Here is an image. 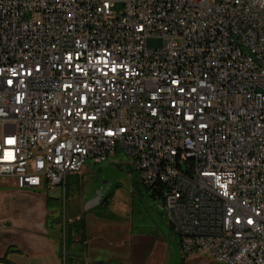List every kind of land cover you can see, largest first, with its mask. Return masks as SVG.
Segmentation results:
<instances>
[{
    "label": "built area",
    "instance_id": "built-area-1",
    "mask_svg": "<svg viewBox=\"0 0 264 264\" xmlns=\"http://www.w3.org/2000/svg\"><path fill=\"white\" fill-rule=\"evenodd\" d=\"M118 148L183 256L264 264V0H0V180Z\"/></svg>",
    "mask_w": 264,
    "mask_h": 264
},
{
    "label": "rangeland",
    "instance_id": "rangeland-1",
    "mask_svg": "<svg viewBox=\"0 0 264 264\" xmlns=\"http://www.w3.org/2000/svg\"><path fill=\"white\" fill-rule=\"evenodd\" d=\"M121 9L120 3L114 6L117 13ZM163 44L164 38L161 36L147 40L149 48H160ZM127 160L129 158L125 151L118 148L108 161L94 164L88 160L82 172L68 176L67 186L33 189L6 185L3 190L12 192V195L0 200V218L11 216L21 231L40 228L47 213L46 196H50V208L59 210L63 228L66 221L70 224L85 217L89 229H93L90 232L94 237L101 236L103 241H107L105 237H108V242H112L114 248L123 246L124 251L120 253L115 249L98 250L95 252V260L105 264H143L147 260V264H153L160 256V249H156L155 243L167 237L168 241L176 245L178 238L173 231L168 234L164 232L168 219L166 211L160 200L145 190L138 172L132 166L125 171L120 169L118 163ZM4 180L10 181L8 178ZM105 181L109 182L105 184L106 187L109 185L107 196L110 194L107 203L86 209L90 201L97 197ZM173 252L171 250L169 253V264H224L209 254L182 255L185 258L183 261L177 253L175 260Z\"/></svg>",
    "mask_w": 264,
    "mask_h": 264
},
{
    "label": "crops",
    "instance_id": "crops-1",
    "mask_svg": "<svg viewBox=\"0 0 264 264\" xmlns=\"http://www.w3.org/2000/svg\"><path fill=\"white\" fill-rule=\"evenodd\" d=\"M6 185L16 187L13 180L6 181L1 179L0 200L12 195V192L3 190ZM47 197L51 198L50 196ZM46 207L45 221L41 223L40 228L32 227L21 231L18 225L13 222L11 216L0 218V258H6L10 262H0V264H80V261L81 264H93L94 262L96 264H105L95 260L96 251L102 249H115L119 253L124 251L121 245L114 248V244L108 242V237H105L107 241H103L101 236L94 237L93 233L90 232L93 229H89V223H86L84 228L85 241H81V234L77 233L75 238L70 241L71 245L69 242L67 247V238L64 230L67 221L63 228L60 214H58L59 210L48 208L47 204ZM164 230L166 234L172 231L168 219L166 225H164ZM166 238H161L160 242L155 243L156 249L158 247L160 249V256L153 264H169V253L171 250L175 251L176 257L177 253L182 256L178 239L175 245ZM70 246L72 250L69 248ZM68 250L71 251L70 254ZM147 263L148 261L146 260L143 264Z\"/></svg>",
    "mask_w": 264,
    "mask_h": 264
},
{
    "label": "trees",
    "instance_id": "trees-1",
    "mask_svg": "<svg viewBox=\"0 0 264 264\" xmlns=\"http://www.w3.org/2000/svg\"><path fill=\"white\" fill-rule=\"evenodd\" d=\"M65 186H67V182H66V185ZM145 190L148 192L147 189H145ZM150 195L153 198L157 199L154 194H150ZM109 197H110V194L103 200V202L101 203V205L106 204ZM47 202H48V205L47 206H48V208H50L51 207L50 198L47 199ZM85 224H86V221L84 220V218H81L79 220H76L74 222H71L70 224L68 222L66 223L65 230H66V238H67V247H68L69 242L75 238V235L77 233H80L81 234V239H82L81 241H85L84 240V237H85V234H84L85 233V230H84ZM70 248L72 250V247L71 246H70ZM70 252L71 251L68 250V253L69 254H70ZM184 260H185V258H183V261ZM0 262H8V263H10L6 258H0ZM181 264H183V262Z\"/></svg>",
    "mask_w": 264,
    "mask_h": 264
},
{
    "label": "water",
    "instance_id": "water-1",
    "mask_svg": "<svg viewBox=\"0 0 264 264\" xmlns=\"http://www.w3.org/2000/svg\"><path fill=\"white\" fill-rule=\"evenodd\" d=\"M121 167V166H119ZM127 168L124 166L122 168V171H125ZM109 189V185L106 187V189L104 190V192H102L103 188H101V190L98 192V195L95 199L91 200L89 205L86 209H90V208H93L95 206H99L101 205V203L103 202L104 198L107 197V191ZM102 192V193H101ZM174 253V259L176 260V254H175V251L173 252ZM93 264H96L95 262Z\"/></svg>",
    "mask_w": 264,
    "mask_h": 264
},
{
    "label": "flooded vegetation",
    "instance_id": "flooded-vegetation-1",
    "mask_svg": "<svg viewBox=\"0 0 264 264\" xmlns=\"http://www.w3.org/2000/svg\"><path fill=\"white\" fill-rule=\"evenodd\" d=\"M120 166V165H119ZM122 167H124V166H122ZM122 167H120V169L122 170ZM109 182L108 181H105L104 182V185L102 186V188H103V190H102V192H104V190L106 189V185L108 184ZM106 184V185H105ZM101 192V193H102ZM81 218H84V220L86 221V223H88V221H87V219L85 218V217H80L79 219H81ZM78 220V219H77ZM74 222V221H73Z\"/></svg>",
    "mask_w": 264,
    "mask_h": 264
}]
</instances>
